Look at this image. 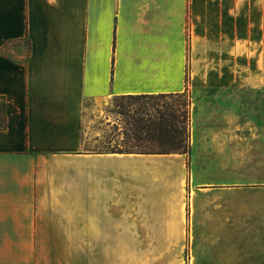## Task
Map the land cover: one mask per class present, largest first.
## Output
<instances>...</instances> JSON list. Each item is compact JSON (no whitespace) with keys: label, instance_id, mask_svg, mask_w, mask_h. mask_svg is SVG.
Returning a JSON list of instances; mask_svg holds the SVG:
<instances>
[{"label":"crops","instance_id":"0c3cea01","mask_svg":"<svg viewBox=\"0 0 264 264\" xmlns=\"http://www.w3.org/2000/svg\"><path fill=\"white\" fill-rule=\"evenodd\" d=\"M182 92L187 153L84 148ZM0 264H264V0H0Z\"/></svg>","mask_w":264,"mask_h":264},{"label":"trees","instance_id":"16d2710c","mask_svg":"<svg viewBox=\"0 0 264 264\" xmlns=\"http://www.w3.org/2000/svg\"><path fill=\"white\" fill-rule=\"evenodd\" d=\"M187 92L123 94L127 106L120 114L128 117L125 150L109 152L187 153L189 150V105ZM184 102L172 100L182 98ZM171 100V103H169Z\"/></svg>","mask_w":264,"mask_h":264},{"label":"rangeland","instance_id":"374dc122","mask_svg":"<svg viewBox=\"0 0 264 264\" xmlns=\"http://www.w3.org/2000/svg\"><path fill=\"white\" fill-rule=\"evenodd\" d=\"M184 98L186 97L172 100L181 103L186 100ZM129 102L132 101L119 96L89 98L84 101L82 128L83 145L86 150L112 151L127 148L128 141H126L125 133L129 126L128 117L120 114V106H127Z\"/></svg>","mask_w":264,"mask_h":264}]
</instances>
